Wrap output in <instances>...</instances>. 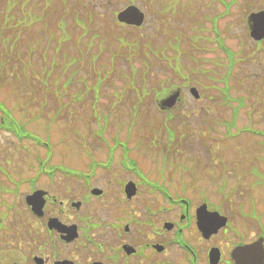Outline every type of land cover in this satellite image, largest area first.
<instances>
[{"label":"rangeland","instance_id":"1","mask_svg":"<svg viewBox=\"0 0 264 264\" xmlns=\"http://www.w3.org/2000/svg\"><path fill=\"white\" fill-rule=\"evenodd\" d=\"M63 1L68 2V6L62 5ZM130 5L143 12L144 24L138 29L125 28L123 32L118 29L123 28L113 22V14L115 17L116 13ZM8 6L12 14H7ZM47 6V0H10L9 3L8 0H0V100L18 122L29 125V133L34 137L27 138V152L20 153L22 149L19 146L10 145L9 142L13 141L6 135L2 137L8 141L3 144L0 139V147L10 149L4 160L9 161L17 173L25 171L21 172L22 177L30 172L31 165L33 173L40 169L35 162L38 155H42L43 170L48 172L71 171L78 161L83 163L87 160L89 154H108L105 150L94 148L91 141L95 139V125L99 123H106V126H101L106 128L103 132L106 139L116 133L111 129L122 128L118 137H127L129 148L135 146L131 154L135 157L165 154L179 155L182 157L179 160L191 155L213 160L216 152L206 146L212 140H225V147L220 153L224 154L226 161L243 158L249 154L248 146L255 143L253 129L264 131V45L256 49L244 37L246 16L251 11L264 9V0H51L49 8ZM25 9L27 12H24ZM219 14L224 17L214 25L213 20ZM76 20L82 25L79 23L77 26ZM215 28L220 31L225 47L236 53L234 59L237 65L227 83L230 97L247 96V110L262 114L250 115L247 110L240 111L235 121L236 129L246 126L244 130H208L209 134L204 137L205 130L198 128L203 125L201 112L225 114L226 117L228 114L230 119L232 111L224 106L218 108L216 102L204 97L202 101L195 102L184 91L183 104L177 111L170 112L173 120L167 122L169 128L176 127L179 137L170 138L168 133H163V126L166 125L160 124V121L164 114L157 113L156 101L159 98H154L153 94L156 88H160L156 79H168L171 69L169 71V67L163 64L160 66L157 58L153 59L154 65L151 64V67L154 66L152 74H146L143 72L146 66L142 57L137 56L138 52L132 57L127 54L133 53L139 45L141 48L144 44L153 49L161 47L166 56L173 58L174 54L180 70H190L189 86L200 92L207 89L209 95L218 97L225 88V83L218 81V76H224L225 68L211 64L213 60H222V55L212 50L215 43L209 44ZM94 33L98 35L93 40L90 37ZM116 37H119L123 53L114 62L116 68L113 69L107 50L104 54L106 65L101 67L100 75L94 74L99 66L96 58L93 59L92 52L95 50H88L89 44L104 42L107 48L110 46L115 51L118 44ZM198 37L196 42L199 44L191 43L192 47H189L188 38L195 40ZM75 38L79 46H76ZM176 42H179L177 47L182 54L173 50ZM11 44L12 48L9 47ZM92 48L98 52V46ZM194 60L198 62L194 64ZM127 63L138 66L139 70L133 74V68ZM193 65L195 69H192ZM111 69L112 73L108 74ZM123 79L127 83L132 81L136 88L142 86L148 96L140 98L141 93L135 95L134 90L127 91ZM122 91L132 94H119ZM139 98L144 102H138L141 103L138 115L133 116L132 108ZM234 103L235 106L240 105L238 100ZM231 106L233 108L234 104ZM249 124L253 125V129L247 126ZM182 127L191 130H181ZM175 139L174 144L169 146L170 141ZM41 142L46 146L40 145ZM97 144L100 146V140ZM213 144L220 145L217 142ZM236 174L239 175V170L231 175ZM44 176L47 185L54 184L49 176L56 177L59 191L69 185L58 172ZM239 176L241 179L237 187L243 189L248 185V179L243 180V175ZM21 183L24 192L26 183ZM201 184L208 187L204 182ZM186 195L192 196L190 193ZM209 196L213 200L217 197Z\"/></svg>","mask_w":264,"mask_h":264},{"label":"flooded vegetation","instance_id":"2","mask_svg":"<svg viewBox=\"0 0 264 264\" xmlns=\"http://www.w3.org/2000/svg\"><path fill=\"white\" fill-rule=\"evenodd\" d=\"M170 80L177 94L168 112H175L187 86H177L186 80L175 73ZM10 111L0 107V139L4 144L6 135L10 145L27 152V138L34 137ZM201 113L198 128L205 130L204 137L208 130L234 129L239 114L229 119L228 114ZM96 126L91 141L108 154H89L71 171L46 172L38 155L40 169L33 173L31 165L22 177L25 171L17 173L4 160L10 149L0 147V264H264V154H256L253 144L248 155L232 161L220 153L223 140L206 144L216 152L211 161L197 155L135 157V146L118 137L122 128L111 129L116 133L106 139L101 127L106 123ZM238 170L248 179L243 189L237 187L241 177L231 175ZM54 172L67 179L65 190L59 191L53 176L54 184L47 185L44 175ZM214 223L224 225L216 231L199 229Z\"/></svg>","mask_w":264,"mask_h":264},{"label":"water","instance_id":"3","mask_svg":"<svg viewBox=\"0 0 264 264\" xmlns=\"http://www.w3.org/2000/svg\"><path fill=\"white\" fill-rule=\"evenodd\" d=\"M119 22L127 25H141L143 21V14L135 7H128L124 11L120 12L117 16ZM250 36L254 40H260L264 38V12H259L250 15ZM193 92V91H192ZM172 97L167 98V102L164 105H170L169 102Z\"/></svg>","mask_w":264,"mask_h":264},{"label":"trees","instance_id":"4","mask_svg":"<svg viewBox=\"0 0 264 264\" xmlns=\"http://www.w3.org/2000/svg\"><path fill=\"white\" fill-rule=\"evenodd\" d=\"M9 1L10 0H8V3H9ZM47 2H48V8H49V6H50V4H51V0H47ZM62 5H64V6H68V2H65V1H63L62 2ZM6 12H7V14L8 13H10L11 12V9L9 8V6H8V8L6 9ZM69 12H71V10H69ZM74 13H77V12H74ZM80 23V26L82 25V23L81 22H79ZM79 23H78V20H76L75 21V24L78 26L79 25ZM28 24H30V23H28ZM98 34L97 33H94V34H92V36L90 37L91 39H95V37L94 36H97ZM68 37V36H67ZM76 39V38H75ZM5 41V40H4ZM104 42H100V43H96V45H95V43H93V44H89V48H88V50H90L91 52L93 51V50H95V52H92V54H93V59L94 58H96V59H99L100 57H101V55H102V52L103 51H105L106 50V47H104L103 48V44ZM75 44H76V46H79V42H78V40L76 39V42H75ZM93 46H98V52L96 53V48H92ZM7 47L8 46H6L5 48L7 49ZM10 47V46H9ZM12 48V47H11ZM136 52H138V54H137V56L139 55H142L141 57L143 58V54L144 53H140L136 48H134V52L133 53H130V54H127L128 56H131L132 57V54H134V53H136ZM120 55H123V53L120 51ZM134 57V56H133ZM115 57H113L112 58V60L114 59ZM99 62V61H98ZM101 62V61H100ZM99 62V63H100Z\"/></svg>","mask_w":264,"mask_h":264}]
</instances>
